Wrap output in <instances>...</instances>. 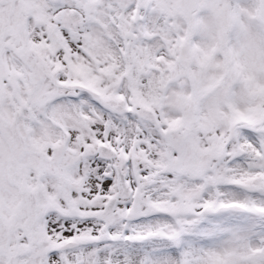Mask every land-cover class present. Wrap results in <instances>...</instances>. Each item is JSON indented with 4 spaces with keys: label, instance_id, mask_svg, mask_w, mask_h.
<instances>
[{
    "label": "snow or ice",
    "instance_id": "1",
    "mask_svg": "<svg viewBox=\"0 0 264 264\" xmlns=\"http://www.w3.org/2000/svg\"><path fill=\"white\" fill-rule=\"evenodd\" d=\"M0 264H264V0H0Z\"/></svg>",
    "mask_w": 264,
    "mask_h": 264
}]
</instances>
